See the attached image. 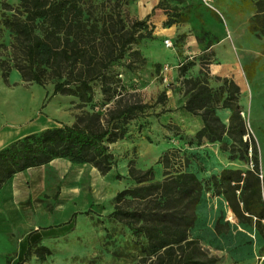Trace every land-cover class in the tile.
I'll list each match as a JSON object with an SVG mask.
<instances>
[{"label":"trees","instance_id":"1","mask_svg":"<svg viewBox=\"0 0 264 264\" xmlns=\"http://www.w3.org/2000/svg\"><path fill=\"white\" fill-rule=\"evenodd\" d=\"M164 1L169 0H159L158 6L164 7ZM170 1L174 11L186 7L187 0ZM126 2L19 0L12 6L8 0H0V72L4 83L15 71L25 84H51L53 90L48 99L72 97L77 109L90 106V111L76 114L71 124L29 134L0 150V189L17 173L56 159L88 164L105 176L114 164L108 145L124 138L131 121L150 116L152 106L143 103L137 93L121 90L120 74L113 71L114 64L125 55L136 58L128 68L135 62L143 63L140 51L132 47L155 38L146 20H135L125 13ZM254 6L248 30L264 37V0H255ZM174 24L170 16L163 27ZM190 66H180L181 78ZM181 83L185 96L181 109L198 117L202 124L193 136L195 145L218 143L229 162L238 161L248 168H225L218 175L201 180L186 170L187 155H179V150L174 149L163 152L156 162L163 170L161 180L153 179L152 168L142 171L129 167L127 175L133 185L115 195L110 217L127 227L135 239L139 255L134 264L218 263L217 257L208 255L199 241L190 236L197 220L196 206L208 189L224 199L231 218L234 215L238 223L254 228L264 239V180L256 142L239 106V87L223 79L221 88L225 95L219 99L198 78H183ZM96 84L103 97L102 111L93 105ZM164 101L162 95L155 104ZM219 111L229 112L226 122L220 119ZM74 216L65 226L30 232L25 238L28 249L21 253L20 261L24 262L35 247L36 257L44 260L50 251L37 245L44 238L70 231ZM228 230L227 223L214 224L217 235Z\"/></svg>","mask_w":264,"mask_h":264},{"label":"rangeland","instance_id":"2","mask_svg":"<svg viewBox=\"0 0 264 264\" xmlns=\"http://www.w3.org/2000/svg\"><path fill=\"white\" fill-rule=\"evenodd\" d=\"M8 2L16 6L19 0ZM220 2L219 6L215 4L220 12L218 16L198 0H187L186 7L177 11L172 10L174 3L170 0L163 2L164 7L158 6L159 0H127L125 13L135 20H146L155 40L144 39L132 47L140 51L143 63L135 62L128 68L136 58L125 55L114 64L113 71L120 74L121 90L137 93L143 103L152 106L150 116L131 121L124 138L108 145L114 164L105 176L88 164H72L64 159L52 164L40 189L42 193L37 191L34 195L39 197L25 203L23 210L32 215H48L44 218L47 225L65 226L74 214L72 229L44 241L50 255L43 261L36 260L31 253L26 264H134L139 255L135 239L127 227L110 217L114 197L133 185L127 175L131 166L142 171L152 168L153 179L161 180L163 170L156 162L166 150H179V155H187L186 170L201 180L218 175L225 168H248L238 161L229 162L218 143L195 145L192 139L201 121L181 109L185 100L183 78L200 79L219 99L225 95L221 88L223 79L239 87V106L256 142L264 180V37L248 30L255 14V0ZM159 13L165 20L171 16L175 24L162 28L156 15ZM207 21L213 28L206 27ZM165 40L171 47L164 46ZM189 63L191 66L181 78L180 66ZM52 90L51 84L45 87L25 84L14 71L9 73L5 84L0 72V102L7 106L3 112L6 113L9 104H16L21 124L43 116L60 127L62 123L71 124L79 112L90 111L89 105L77 109L72 97L48 99ZM162 95H165L164 104L156 105ZM93 105L103 110L99 84L95 87ZM218 115L226 122L229 112L219 111ZM33 124L21 132L38 131L40 127ZM29 177L38 183L41 174L36 170ZM229 211L222 197L211 189L204 191L196 206L197 220L190 236L199 241L208 255L219 259L217 264H264V239L254 228L238 223L233 214L231 218ZM35 221L42 222L39 218ZM217 221L228 223L229 230L217 235L214 231Z\"/></svg>","mask_w":264,"mask_h":264},{"label":"crops","instance_id":"3","mask_svg":"<svg viewBox=\"0 0 264 264\" xmlns=\"http://www.w3.org/2000/svg\"><path fill=\"white\" fill-rule=\"evenodd\" d=\"M214 3L218 5L221 2L220 0H214ZM156 15L159 25H162V28H164L163 23L166 21L165 16L162 13ZM206 27L208 29L213 28L212 25H210V21H207ZM214 31L217 32L218 30L215 29ZM15 73L18 75L17 72ZM4 109H7L6 103L0 102V113H5L3 112ZM7 111L4 115L2 114V116H0V150L29 134L58 127L55 126L57 124L52 119L47 117L44 118L43 116H37L31 121L21 124V113L17 110L16 104L14 103L9 104ZM33 122V126L40 127L38 131L23 134L21 132L22 129ZM201 126L202 124L200 123L199 129ZM58 160L59 159L53 160L49 164L39 168H32L17 173L0 189V264H26L28 262L27 259L24 260V262L20 261L21 253L23 251H27L28 249L27 245H25L26 236L30 232L39 228H47L58 225H47V223L44 222L45 216H48L46 214L32 215L28 211L23 210V205L25 203L33 202L35 198L39 197L38 195L35 196L34 194L44 187L47 171L52 166V164ZM36 170L41 174V178L38 183H34V181H32L29 177L30 174ZM42 191L43 190H40L39 193L41 194ZM38 218L41 219L42 222H36L35 219ZM47 239L48 238L42 239L37 247H45L44 241ZM35 248H31L30 254L34 253ZM33 255L36 257L35 254ZM37 259L38 258L36 257V260ZM31 262L34 263V261Z\"/></svg>","mask_w":264,"mask_h":264},{"label":"built area","instance_id":"4","mask_svg":"<svg viewBox=\"0 0 264 264\" xmlns=\"http://www.w3.org/2000/svg\"><path fill=\"white\" fill-rule=\"evenodd\" d=\"M205 8H207L209 11L215 12L218 16L220 15V12L215 7L214 0H198ZM164 46L169 48L171 47V43L168 40L164 41Z\"/></svg>","mask_w":264,"mask_h":264},{"label":"water","instance_id":"5","mask_svg":"<svg viewBox=\"0 0 264 264\" xmlns=\"http://www.w3.org/2000/svg\"><path fill=\"white\" fill-rule=\"evenodd\" d=\"M262 178V177H261Z\"/></svg>","mask_w":264,"mask_h":264}]
</instances>
